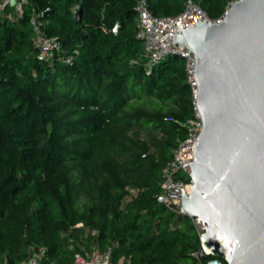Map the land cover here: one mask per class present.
<instances>
[{
    "label": "trees",
    "instance_id": "16d2710c",
    "mask_svg": "<svg viewBox=\"0 0 264 264\" xmlns=\"http://www.w3.org/2000/svg\"><path fill=\"white\" fill-rule=\"evenodd\" d=\"M186 1L148 0L157 15ZM194 1L217 18L233 0ZM137 2L29 0L0 22V264H73L85 241L114 264H200L192 219L157 199L194 96L182 56L148 72ZM47 8L50 61L30 24Z\"/></svg>",
    "mask_w": 264,
    "mask_h": 264
},
{
    "label": "water",
    "instance_id": "95a60500",
    "mask_svg": "<svg viewBox=\"0 0 264 264\" xmlns=\"http://www.w3.org/2000/svg\"><path fill=\"white\" fill-rule=\"evenodd\" d=\"M205 20L165 39L196 58L203 120L181 211L204 223L210 254L264 264V0H233L221 20Z\"/></svg>",
    "mask_w": 264,
    "mask_h": 264
},
{
    "label": "built area",
    "instance_id": "2783aa9c",
    "mask_svg": "<svg viewBox=\"0 0 264 264\" xmlns=\"http://www.w3.org/2000/svg\"><path fill=\"white\" fill-rule=\"evenodd\" d=\"M29 0H0V22L4 19L13 21L20 20L25 14V5ZM230 5V3H229ZM217 18H212L209 13L194 0H187L184 9L177 14L157 15L149 7L148 0H138L136 4L137 11V36L143 41L148 57L146 67L148 72L154 64L159 63L168 54H181L184 58L188 83L192 89L194 103L196 101L197 82L195 80L196 58L192 51L176 46L172 41L165 39H174L177 26L182 23L183 26L191 23L203 21H219L227 13L229 8ZM42 12L33 11L30 16V24L33 28L34 43L38 50V58L44 61H50L55 58L58 52L62 50V42L56 35H48L44 29L45 22L42 19ZM165 40V41H164ZM188 129L187 136L182 139L174 151L173 158L163 166L161 170V188L162 191L157 195L159 202L165 204L169 209L181 211L182 189L187 188L189 192L193 185L191 178V162L194 155L200 132L203 129V120L196 108L194 115L185 123ZM182 189H180V188ZM199 236L205 232L206 227L199 218L192 219ZM92 252H76L73 264H114L111 262V248L101 252L100 249L93 246ZM210 254V250L201 242V248L195 252L200 259V264H228L226 260L216 256L202 259ZM21 264H43L36 253L29 254Z\"/></svg>",
    "mask_w": 264,
    "mask_h": 264
},
{
    "label": "rangeland",
    "instance_id": "374dc122",
    "mask_svg": "<svg viewBox=\"0 0 264 264\" xmlns=\"http://www.w3.org/2000/svg\"><path fill=\"white\" fill-rule=\"evenodd\" d=\"M83 245H85L86 248L82 252H92L94 250L93 245L90 244L88 241H85Z\"/></svg>",
    "mask_w": 264,
    "mask_h": 264
}]
</instances>
